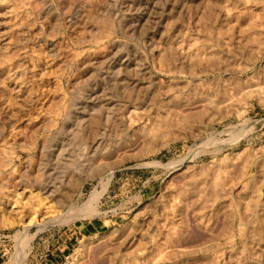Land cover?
I'll return each mask as SVG.
<instances>
[{"label":"rangeland","instance_id":"obj_1","mask_svg":"<svg viewBox=\"0 0 264 264\" xmlns=\"http://www.w3.org/2000/svg\"><path fill=\"white\" fill-rule=\"evenodd\" d=\"M0 264H264V0H0Z\"/></svg>","mask_w":264,"mask_h":264},{"label":"bare ground","instance_id":"obj_2","mask_svg":"<svg viewBox=\"0 0 264 264\" xmlns=\"http://www.w3.org/2000/svg\"><path fill=\"white\" fill-rule=\"evenodd\" d=\"M85 109V108H84ZM29 224H32V222L30 221Z\"/></svg>","mask_w":264,"mask_h":264}]
</instances>
